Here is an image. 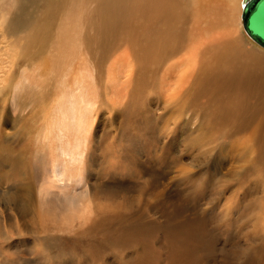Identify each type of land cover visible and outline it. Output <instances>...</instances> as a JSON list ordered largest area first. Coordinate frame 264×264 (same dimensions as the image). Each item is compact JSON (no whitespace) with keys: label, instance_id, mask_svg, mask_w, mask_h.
Returning <instances> with one entry per match:
<instances>
[{"label":"rangeland","instance_id":"1","mask_svg":"<svg viewBox=\"0 0 264 264\" xmlns=\"http://www.w3.org/2000/svg\"><path fill=\"white\" fill-rule=\"evenodd\" d=\"M43 2H27L25 12L30 21L24 25L15 23L10 28L0 14V264H128L134 249L120 255L113 248L103 250L98 233L91 230L96 219H118V212L122 213L127 203L135 206L133 216L147 209L150 220L157 223H164L165 210L171 209L173 214L177 207L186 211L177 214L176 221L208 217L207 247L202 252L208 262L200 254L201 264H264V247H260L264 246V186L254 181L242 186L232 179L238 173L246 174L245 167L240 168L233 159L239 152L233 157L226 151L215 160L217 149L207 160H199L205 163L199 167L194 158L198 153L185 147V136L177 137L186 119H171V102L179 91L175 80L187 70H173L172 74L165 70L170 62L160 71L150 101L137 103L138 117L133 119L139 122L147 112L153 119L152 129L128 141L124 127L129 124L130 134L138 135V123L123 117L128 103L117 96L120 91L126 94L136 70H131L122 50L104 54L100 46L93 50L85 46L84 37L62 38L72 13L83 15L76 33L83 34L90 28L89 13L94 10L91 0H60L56 5ZM82 2L84 8L79 10ZM27 3L23 4L24 10ZM21 16L20 12L14 18ZM240 35L247 50L264 56V49L243 29ZM78 72L91 77L89 92L80 91V82L85 88L89 83L85 84ZM110 77H115V82ZM148 145L151 153L165 161L150 163L149 155L142 154L135 157L138 162L129 165L126 157L128 153L133 155L132 148ZM116 165L123 167L117 169ZM199 172L206 173L207 178L214 176V184L211 182L209 187L208 179L193 186L184 182L188 174ZM139 186L147 187L146 196H139L141 203L133 198L138 197ZM196 192L202 195L193 196ZM152 194L161 196L153 200L149 197ZM238 222L244 228H237ZM240 230L250 235L242 236ZM157 235L155 249L161 254L160 264H167L163 234L159 231ZM209 240L215 248L211 255L207 251ZM249 241L255 249H249ZM239 247H243L241 251ZM257 250L260 252L256 254Z\"/></svg>","mask_w":264,"mask_h":264},{"label":"bare ground","instance_id":"2","mask_svg":"<svg viewBox=\"0 0 264 264\" xmlns=\"http://www.w3.org/2000/svg\"><path fill=\"white\" fill-rule=\"evenodd\" d=\"M31 1L34 0H0V14L5 19L4 22L7 23L8 27L12 28L15 23L24 25V22L28 23L30 21L25 11L27 10V2ZM37 1H44L42 4L52 2L55 5L60 2V0ZM25 3L27 4L24 10L23 4ZM83 3L79 6V10L84 8ZM91 3H94V10L92 9L89 13L90 28L83 34L76 33L79 20L83 15L79 17L77 13H72L62 38L63 35L64 39L66 37H78L80 39L84 37L85 46L90 47V50L100 46L104 49L102 50L104 54L113 49L123 51V56L127 57L125 61L129 60L132 64H129V67H131V70L136 71H134L135 76L132 77V84H130L126 94H121L123 91H120L122 96L116 93L117 98L126 100L128 103L126 110L123 112L124 116H122L126 117L128 122L133 121L138 113L136 112L138 110L136 105L137 107L139 105L137 103L143 102L146 104L150 101L149 95L158 83L160 71L164 70L165 67L167 68V65L171 62V66L165 70H171L172 74L173 70H187L185 75L179 76L177 79L174 78L179 91L174 96L173 102H171L174 107L171 110V119L176 121L186 119L181 122L180 134L177 137L180 135L185 136L186 138L183 139L185 147L191 153H198L194 158L198 161L199 167L203 166L207 157L214 154L217 149L218 156L215 160L220 159L223 154L225 155L223 152L230 151L229 153L233 157L235 153L239 152L240 155L237 154L233 159L240 164V168L245 167L246 174L239 175L240 173L237 174L236 172L237 175L233 176L232 179L237 180L242 186L247 181H254L259 187L264 186V56L258 52L249 51L244 46L243 38L240 35L241 29H243L241 21L242 0H91ZM20 12L23 16L14 18ZM42 16H39L37 20ZM125 49L130 52L126 54L127 50L125 51ZM87 50L89 49L87 48ZM78 76L84 80L85 84L89 83V87L85 88V85L82 86L80 82V91L89 92L91 77H86L84 72H78ZM115 79V77H110V81L115 82ZM81 98L85 99L86 97ZM145 115L140 121L138 120L139 122L135 120L138 123V125H135V127L137 126L135 131L138 135L133 136L130 134L132 133V127L129 124L124 127L123 134L128 141L129 138L133 141L136 137L140 138L146 131H151L153 119ZM136 122L134 124H137ZM132 145L134 144L132 143ZM127 148L129 150L130 147ZM151 148L149 145L132 148L134 150L131 152L132 156L127 152L129 156L126 157L128 164L132 165L137 161L135 157L142 154L149 155L150 163H157V161L163 163L165 159L151 153ZM199 160L204 161L199 162ZM118 165H116L117 169L123 167ZM214 179V176L207 178L206 173L199 172L192 175L188 174L184 182L189 186H193L197 182L207 180L210 187L214 184L212 182L216 180ZM136 189L139 195L133 198L139 199V196H146V186H139ZM188 195L192 196V194ZM194 195L199 197L202 193L196 192ZM159 196L161 195L152 194L149 197L154 200ZM189 196L186 198H190ZM69 203L75 202L69 201ZM139 203H141L140 199ZM260 204H263V202L260 201ZM134 207L133 204L127 203L123 205L122 213L118 212V215H120L118 219L104 217L94 221L91 230L94 234L98 233L103 250L113 248L120 255L134 249L135 251L131 253L133 257L128 264H160L161 254L155 249L157 246V240L155 239L160 231L163 234L165 246L160 245L166 249L167 264H201L202 259L205 258L202 254V252H205L203 248L204 246L207 247L205 245L207 242L205 230L208 225V217L176 221L177 214H183L186 211L185 208L177 207L174 208L175 213L173 214H171V209L169 211L165 210L163 212L164 223H157L150 220V211L147 209L140 211V214L137 212L139 216H133L131 211H134ZM237 209L239 208L237 207ZM254 211H256V208ZM236 212L244 213L238 210ZM247 217L246 219L249 221L250 217ZM231 221L232 219L228 220L230 223ZM258 222L259 218L258 221L256 220L257 224ZM239 223L237 228L241 227L240 224L242 223ZM249 223L248 225H251ZM231 224H233V221ZM213 227V230L217 229ZM241 228H244L243 225ZM216 231L214 234H216ZM213 232L211 231L212 234ZM245 234L246 236L250 235L247 232ZM245 234L242 236H245ZM137 236L141 238L137 240ZM231 236L234 235L231 234ZM239 237L241 238V235ZM236 238L238 239V236ZM135 240V243L130 242ZM210 244L211 246L209 247L208 244L209 249L207 250L209 255L215 251L213 242H210ZM231 244L234 246L233 242ZM249 244L248 246H250ZM252 245L254 246L252 243L249 249L255 247ZM240 248L243 247H239V250ZM245 251H247V247ZM242 252L244 255V250ZM252 252L250 250V254ZM259 252L260 250H257L256 254ZM200 254L203 255H201L202 259ZM240 254L239 252L238 255ZM246 255L245 257L248 256ZM250 256L253 257V255ZM249 258L251 260V257ZM259 258L261 259V257ZM207 259L209 260V257Z\"/></svg>","mask_w":264,"mask_h":264},{"label":"water","instance_id":"3","mask_svg":"<svg viewBox=\"0 0 264 264\" xmlns=\"http://www.w3.org/2000/svg\"><path fill=\"white\" fill-rule=\"evenodd\" d=\"M241 21L247 36L264 49V0H242Z\"/></svg>","mask_w":264,"mask_h":264}]
</instances>
